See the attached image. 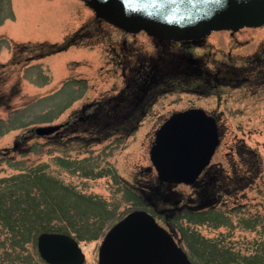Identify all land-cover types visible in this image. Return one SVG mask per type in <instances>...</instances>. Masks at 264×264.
Segmentation results:
<instances>
[{
    "label": "rangeland",
    "instance_id": "374dc122",
    "mask_svg": "<svg viewBox=\"0 0 264 264\" xmlns=\"http://www.w3.org/2000/svg\"><path fill=\"white\" fill-rule=\"evenodd\" d=\"M95 20L94 13L77 0H0V64H6L0 67V186L8 184L3 180L42 167L63 185L106 204L109 213L104 222L106 218L110 221L96 240L79 242L85 264H97L104 234L134 210L152 214L160 226L172 232L193 264H210L201 255L199 237L240 255L263 252L264 85L199 90L167 81V86L150 93L138 109L141 112L136 114L130 134L107 137L106 129L92 136L93 129L87 130L86 120L78 119L83 107L90 106L84 114L87 116L94 113V104L117 95L123 94L126 103L135 101L132 91L126 88L132 74L125 68L123 57L114 56L113 48L120 54L133 46L144 59H158L160 53L153 38L145 33L125 36L111 26L97 27ZM75 32L81 34L75 46L40 60H26L34 47L59 46ZM83 33L94 36L85 38ZM193 53L205 61L209 70L221 61L246 70L249 61L264 57V26L243 28L234 34L213 32ZM12 60L19 63L12 64ZM131 108L118 113L127 114ZM190 108L216 117L220 134L219 146L210 161L222 176L218 203L201 205L198 210L183 209L185 200L197 199L192 186L180 184L170 192L158 185L153 170L146 171L151 168L149 150L155 131L171 114ZM107 111L104 108L102 112ZM68 123L61 147L50 145L47 137L31 134L38 127ZM99 136L102 140L91 143ZM246 151L257 154V160ZM54 157L71 165H57ZM253 161H258L256 168L251 165ZM151 187H160L165 197L181 198L183 202L173 209L169 202L151 199L147 196ZM92 227L95 229V225ZM90 236L92 233L87 234ZM9 237L0 228V242ZM12 254H18L17 263H10V255L0 248L4 264H45L40 262L36 242L23 244Z\"/></svg>",
    "mask_w": 264,
    "mask_h": 264
},
{
    "label": "water",
    "instance_id": "95a60500",
    "mask_svg": "<svg viewBox=\"0 0 264 264\" xmlns=\"http://www.w3.org/2000/svg\"><path fill=\"white\" fill-rule=\"evenodd\" d=\"M96 17L131 33L145 31L162 40H200L212 31L264 25V0H80ZM58 126L39 127L45 137ZM219 144L216 122L204 111L173 114L155 133L150 159L158 181L193 185ZM37 250L46 264H84L77 241L61 233H41ZM98 264H192L172 233L144 210L115 223L98 249Z\"/></svg>",
    "mask_w": 264,
    "mask_h": 264
},
{
    "label": "trees",
    "instance_id": "16d2710c",
    "mask_svg": "<svg viewBox=\"0 0 264 264\" xmlns=\"http://www.w3.org/2000/svg\"><path fill=\"white\" fill-rule=\"evenodd\" d=\"M73 44L72 39L67 38L59 46L43 45L44 48L36 46L37 48L34 47V50L30 51L28 58L29 60L44 58L62 52ZM21 50L23 51L22 48ZM12 63H14L13 60ZM99 104L103 107H101L102 110L104 108L108 110L106 112L109 116L106 123L109 124L108 134L127 135L131 132L132 123L138 111L132 110L127 114H120L119 121L115 122L114 112L111 109L114 104L108 103V100ZM99 104L96 103V109H99ZM97 123L98 119L88 122L87 130L92 131L93 129L94 135L92 136H97ZM66 135L59 134L46 139L50 145L61 147L64 145L61 141ZM94 142L96 141H91V143ZM53 160L62 167L69 165V161H63L64 159L59 157H54ZM6 182H8L6 186H0V228L10 237L0 242V248L10 255L8 258L10 263H17L18 259V254H12V251L21 248L23 244L35 243L37 236L43 232L70 234L78 242L93 241L110 221L106 218L104 222L106 214L109 213L106 204L96 200L94 196L77 193L73 188L63 185L47 174L42 167L32 169L7 181L3 180V183ZM88 233H92L93 236L87 237ZM198 241L202 248L201 255L207 258L210 264H264V251H258L251 256L240 255L223 248L215 241L200 237ZM0 264H4L2 259H0Z\"/></svg>",
    "mask_w": 264,
    "mask_h": 264
},
{
    "label": "flooded vegetation",
    "instance_id": "af4514ba",
    "mask_svg": "<svg viewBox=\"0 0 264 264\" xmlns=\"http://www.w3.org/2000/svg\"><path fill=\"white\" fill-rule=\"evenodd\" d=\"M96 19V18H95ZM97 27H102L103 25L111 26L105 23L102 20L96 19ZM113 29L119 31L125 36H133L134 34L123 32L113 26ZM80 29V28H79ZM78 31V30H77ZM76 31V32H77ZM82 31V29H81ZM76 32L73 34L74 44L76 45V41L81 34ZM230 34H234L236 32L226 31ZM85 38H93L92 33H83L82 35ZM208 37V36H207ZM80 38V37H79ZM202 40L197 41H182V42H175L171 40H158L153 38V42H155L156 50L158 49L159 52L157 53L158 59L153 58L154 56L149 57L148 59H144L141 56V53L137 49H134L133 46L126 47L125 52L118 54L115 49L113 48V54L116 57H123L125 61V68L129 74H132L129 78V84L126 85V88L132 91V96L134 95L135 101L129 102L128 106L132 108H140L144 101L147 99L149 94L154 93L159 87H163L164 85H168L167 81L170 83L175 80L176 86L181 83L186 86H190L191 88L199 89L200 88H212L215 89L218 86H239L240 84L246 85L249 84L250 87L253 86L261 87L264 85V57H260V59H254L248 62V66H246V70L240 67H237L227 61L218 62V66L209 70L206 67L205 61L196 56L193 51L200 46ZM158 45V46H157ZM125 46V44L123 45ZM164 55H168L169 59L164 57ZM142 58V59H141ZM30 59V58H29ZM133 60L136 61V66L133 65ZM14 61V60H13ZM15 62V61H14ZM19 63V61H16ZM4 66V64H0V67ZM245 68V67H244ZM126 71L123 69V75H125ZM127 80V76L125 77ZM213 82V84H212ZM189 88V87H188ZM156 94V93H155ZM123 94L117 95L116 98H111L108 100V103L115 101L113 108V118L115 122H118L119 115L117 114L118 111L123 110L126 106L122 104ZM98 111H101V105L99 104ZM89 107H85L81 111V115L78 117L81 121H92L95 119L97 121V115H87L86 110ZM103 108V107H102ZM190 109H199V108H190ZM202 110V109H200ZM204 111V110H203ZM216 122L217 118L212 116ZM107 118H109L107 114ZM112 120V119H111ZM87 123V122H86ZM66 124V126H68ZM109 124L102 125V129H107ZM218 125V124H217ZM68 128V127H67ZM65 128V129H67ZM219 133V128H218ZM220 135V134H219ZM249 155L254 156L257 160L258 156L253 151H246ZM255 161L252 162V166L256 168ZM254 168V170H255ZM252 170L251 173H255ZM221 171L216 169L215 166H208L206 167L201 175L199 176L197 182L192 186L195 190V194L197 195V201L188 199L185 200L186 205H183V209L190 210L193 208L195 210L196 207L201 205L207 204H215L218 203V193L219 190L222 189L221 184ZM161 187H165L167 191L171 192V188L173 185L170 184H160ZM155 192L153 199L162 200L164 203L169 202L173 209H176L178 204L183 202L181 198H168L165 197V193L159 194L158 189L148 188V190ZM199 190L201 192H199ZM209 190L211 191L210 195H206L205 192ZM142 194L144 195L143 191ZM148 196V195H147ZM153 196V195H152ZM156 196V197H155ZM209 196V197H206ZM150 197V196H148ZM152 199V198H151ZM197 202V205H192ZM154 209L157 210V205L154 203ZM172 209V211H173ZM161 213V212H159Z\"/></svg>",
    "mask_w": 264,
    "mask_h": 264
}]
</instances>
